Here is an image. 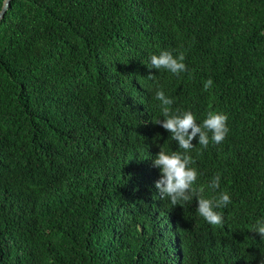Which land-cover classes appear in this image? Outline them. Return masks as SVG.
Here are the masks:
<instances>
[{"label": "trees", "instance_id": "trees-1", "mask_svg": "<svg viewBox=\"0 0 264 264\" xmlns=\"http://www.w3.org/2000/svg\"><path fill=\"white\" fill-rule=\"evenodd\" d=\"M262 33L264 0H12L0 21V264H260ZM161 50L183 53L188 71L150 69ZM157 84L198 123L228 116L222 143L197 137L191 152L194 187L230 195L220 225L195 197H159L157 145L179 148L153 123Z\"/></svg>", "mask_w": 264, "mask_h": 264}, {"label": "clouds", "instance_id": "clouds-1", "mask_svg": "<svg viewBox=\"0 0 264 264\" xmlns=\"http://www.w3.org/2000/svg\"><path fill=\"white\" fill-rule=\"evenodd\" d=\"M264 35V33H262ZM150 69L155 68L159 71L164 70L173 75L179 76L187 72L184 63L183 53L173 54V50H161L158 54L149 57ZM149 80H156L155 75H149ZM213 81L208 79L204 82V91H208ZM154 100L159 102L162 119H155L154 124L161 126L170 133V139L178 144L179 150L168 151L160 145V151L153 159V167L160 170V179L156 181L155 187L159 190L161 199L167 198L175 206L181 202H189L196 198L198 206L196 211L208 224L212 226L223 223L222 213L216 211L226 207L231 203L230 195L226 191L219 192L218 196L206 198L203 188H196L194 185L199 176L198 169L193 167L196 161L191 152L197 148L193 144L195 139H199V146L206 149L210 139L215 144L222 143L228 132V116L223 113L209 111L202 123L197 122L196 116L191 110L173 111L174 100L165 95L162 86L157 84ZM211 134V137L209 136ZM160 139L159 135L157 140ZM156 141H154L155 143ZM202 154L201 152L197 153ZM221 176L217 173L211 180L209 187L213 190L220 188ZM254 233L264 239V220H258L254 226ZM260 264H264V252L260 254Z\"/></svg>", "mask_w": 264, "mask_h": 264}, {"label": "water", "instance_id": "water-1", "mask_svg": "<svg viewBox=\"0 0 264 264\" xmlns=\"http://www.w3.org/2000/svg\"><path fill=\"white\" fill-rule=\"evenodd\" d=\"M12 0H5L4 6L0 12V21L5 17L9 8L11 7Z\"/></svg>", "mask_w": 264, "mask_h": 264}]
</instances>
